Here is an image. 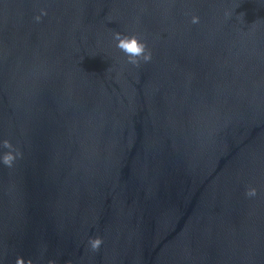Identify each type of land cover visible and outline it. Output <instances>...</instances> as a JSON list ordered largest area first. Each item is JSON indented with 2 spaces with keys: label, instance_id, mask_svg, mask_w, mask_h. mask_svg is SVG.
<instances>
[{
  "label": "water",
  "instance_id": "95a60500",
  "mask_svg": "<svg viewBox=\"0 0 264 264\" xmlns=\"http://www.w3.org/2000/svg\"><path fill=\"white\" fill-rule=\"evenodd\" d=\"M5 139L0 264H264V0H0Z\"/></svg>",
  "mask_w": 264,
  "mask_h": 264
},
{
  "label": "clouds",
  "instance_id": "9594fccd",
  "mask_svg": "<svg viewBox=\"0 0 264 264\" xmlns=\"http://www.w3.org/2000/svg\"><path fill=\"white\" fill-rule=\"evenodd\" d=\"M47 15L45 9L40 10V15H36L34 20L40 22L42 17ZM243 15V14H241ZM231 12L225 11V17L230 18ZM198 16H192L191 23H199ZM113 38L117 42L116 47L124 54L127 63L139 67L141 61L147 63L152 60V52L147 47V44L139 38L135 33L131 35L123 34L121 32H114ZM0 148L7 149L0 153V163L8 168L14 166L15 161L22 157V152L16 148L9 140L5 139L0 142ZM257 189L254 187H247L245 190V197L253 199L257 196ZM103 244V238L100 236L90 237L88 240V247L92 252H98ZM15 264H34L32 259L25 261L23 257H17ZM48 264H56L54 260H49Z\"/></svg>",
  "mask_w": 264,
  "mask_h": 264
}]
</instances>
